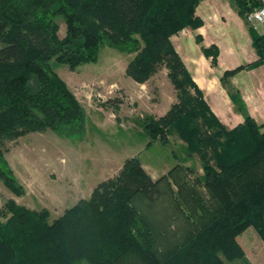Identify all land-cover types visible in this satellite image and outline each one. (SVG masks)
I'll return each instance as SVG.
<instances>
[{"label":"trees","instance_id":"16d2710c","mask_svg":"<svg viewBox=\"0 0 264 264\" xmlns=\"http://www.w3.org/2000/svg\"><path fill=\"white\" fill-rule=\"evenodd\" d=\"M199 1L0 0V139L47 127L81 136L83 108L52 63L74 69L96 61L100 49L109 45L134 53L125 66L134 81H147L164 65L176 90L177 100L164 113L145 117L146 146L157 137L166 141L176 127L187 141V154L201 152L203 158L202 173L187 184L179 179L180 164L156 179L138 156L127 157L115 176L101 180L88 199L52 221L46 209L31 210L10 199V215L4 221L7 208L0 209V264H114L130 256L142 264H224L217 254L219 245L232 242L252 213L258 212L264 235V124L246 115L241 124L226 128L170 42L172 34L200 24L195 13ZM235 2L243 15L262 4ZM58 16L65 23L62 37ZM254 44L263 58L264 35L255 36ZM203 51L216 60L215 50ZM188 87L197 94L196 103ZM191 118L209 129L200 130ZM207 148L214 151V163L202 150ZM170 177L178 191L186 190L189 196L188 216L196 214L197 207L205 208L199 184L218 199V208L213 213L205 208L207 219L196 232H189L180 246L161 251L155 250V226L139 206L159 198L160 180ZM0 178L21 193L1 149Z\"/></svg>","mask_w":264,"mask_h":264},{"label":"rangeland","instance_id":"374dc122","mask_svg":"<svg viewBox=\"0 0 264 264\" xmlns=\"http://www.w3.org/2000/svg\"><path fill=\"white\" fill-rule=\"evenodd\" d=\"M56 19L58 34L62 37L64 20L61 16ZM133 56V52L104 45L96 61L74 69L63 63H52L81 103L83 133L81 136L67 135L64 130L60 133L47 127L0 139L5 163L21 188V193H16L0 178V209L7 208V216H2V221L10 215L7 206L10 199L31 210L46 209L47 219L52 221L77 201L88 199L94 186L115 176L123 161L134 155L156 179L167 175L177 164L182 167L179 179L187 184H193V178L202 173L201 152L188 155L187 141L176 127L167 134L166 141L157 137L146 146L149 137L143 131L145 117L161 115L177 96L164 65L148 79L152 80L149 84L137 87L125 73L126 63ZM188 92L196 103L197 94L189 87ZM189 121L197 122L200 130L209 129L200 119ZM202 150L207 151L206 157L214 163V151ZM168 180H160L163 191L159 198L150 206L145 201L139 206L140 212L155 226V250L161 251L180 246L189 232H196L207 219L205 208L212 213L218 208V199L199 184L197 189L205 208L197 207L198 212L188 216L186 190L179 192L173 178ZM246 220L247 225L233 241L224 242L225 250L219 245L217 254L224 264H264V235L258 212ZM131 260L130 264H142L135 256L122 258L114 264H127Z\"/></svg>","mask_w":264,"mask_h":264},{"label":"crops","instance_id":"0c3cea01","mask_svg":"<svg viewBox=\"0 0 264 264\" xmlns=\"http://www.w3.org/2000/svg\"><path fill=\"white\" fill-rule=\"evenodd\" d=\"M195 13L200 24L172 34L170 42L211 111L228 129L246 115L264 124V57L254 44L264 25L248 23L235 0H200ZM203 47L216 51L215 61ZM151 81L135 83L143 87Z\"/></svg>","mask_w":264,"mask_h":264},{"label":"built area","instance_id":"2783aa9c","mask_svg":"<svg viewBox=\"0 0 264 264\" xmlns=\"http://www.w3.org/2000/svg\"><path fill=\"white\" fill-rule=\"evenodd\" d=\"M244 18L250 24L264 25V3L247 11Z\"/></svg>","mask_w":264,"mask_h":264}]
</instances>
